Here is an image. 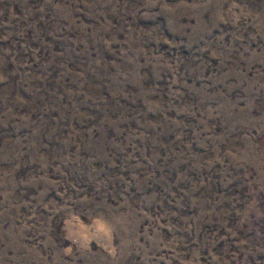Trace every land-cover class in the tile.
<instances>
[{"label":"rangeland","instance_id":"obj_1","mask_svg":"<svg viewBox=\"0 0 264 264\" xmlns=\"http://www.w3.org/2000/svg\"><path fill=\"white\" fill-rule=\"evenodd\" d=\"M0 264H264V0H0Z\"/></svg>","mask_w":264,"mask_h":264}]
</instances>
